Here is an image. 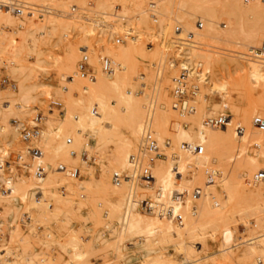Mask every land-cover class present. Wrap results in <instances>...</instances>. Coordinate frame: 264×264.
Returning a JSON list of instances; mask_svg holds the SVG:
<instances>
[{"label": "bare ground", "instance_id": "6f19581e", "mask_svg": "<svg viewBox=\"0 0 264 264\" xmlns=\"http://www.w3.org/2000/svg\"><path fill=\"white\" fill-rule=\"evenodd\" d=\"M29 1L49 4V0ZM166 1L159 3V0H157L158 9H165L166 7L162 17H168V24L162 29H156L151 25H145L140 22L138 18L143 17L140 14L137 15L138 18L126 16L129 21L127 23L123 21L125 15L122 12H125V7L128 3L133 4L135 8H142L141 5L146 0H97L95 4H89L87 0H79L78 4L81 10L68 15L63 13L65 14L63 16H70L69 22L61 20V17L54 15L56 12L39 18L30 14L16 16L0 10V64L4 66V75L10 80H15L9 86H0V99L3 100V102L0 101V119L4 120L0 123V143L2 139H6L8 143L18 141L21 144L20 132L17 129L18 124L7 122V120L13 117L19 121L27 111L36 110L41 105L45 109V130H41L40 140L36 143L43 148L44 160L48 163V171L43 177H34L28 183L21 177L18 178V180L20 179L19 185L18 183L15 185L10 183V180L8 181L9 176H7L8 173L6 175L5 164L0 162V181H8L9 187L7 190H16L21 195V201H30L29 203L32 207L28 204L29 208L37 206L36 209H38L40 216L47 217L51 215L47 214V212L44 215L45 210L48 211L49 208V210L54 212L55 209H58L50 208L48 199L51 196L56 198L55 196L59 195L56 189L60 190L58 186L63 185L64 188L69 190V195H73L72 197L69 196V201H67L69 213L63 210L65 212L63 220H70V216L76 211L86 210V206L93 203L97 197L104 196L107 205V213L105 214L107 221L105 224L108 228L105 237L116 251H121L123 245L122 232H125L127 233L126 238L138 239L142 237L143 247L150 255L149 259H147V264H176L174 257L167 250L170 244L173 249H184L186 251L185 260L188 261L187 264H196L202 259L198 258L199 256L196 257L198 247L194 240L196 237L195 233L203 230L202 226L204 224L202 221L205 219L206 212L213 202V194L218 189L215 182L217 180H214L213 177V179H210L208 176V179L205 180L202 166L208 163L209 158L212 157V162L214 164L217 163V177H220L217 182L221 184V188L224 187L223 189L228 190L232 197L241 196L239 190L243 193L245 190L243 191L244 186H242L240 181H237V177L233 173V165H238L233 160L235 156L232 154L225 160L222 157L223 155H221V150L224 147H242L243 149V147L247 146L251 135H255L258 138V144L263 142L264 146V129L255 128L251 123L252 116L254 114L264 115V110L254 109L250 118L244 106L241 105L242 102L233 101L231 93H225L221 101H214L205 89H201L202 104L199 110L196 111L195 104V109L189 112L188 123L183 124L176 119L180 116L179 111L171 106L172 93L170 86L162 87L157 97L153 94L147 105L149 91H144L145 93L142 94L139 87L141 85L147 87L146 83L148 81L145 80L142 83L139 81L141 80L140 78L146 79V75L141 74V77L139 76L140 73H138L135 61L139 57H152V59H155L159 54L164 55L170 51L177 53L182 48L186 54L185 59L182 61L183 64H180L181 66L189 67V79L200 84L203 80L208 81L211 77H216L218 66L220 67L224 64V57H221V54H223L222 49L224 48L221 49V44L226 43V46L228 44L230 47L234 45L237 47L236 52L233 51L235 53L227 55L238 61L239 69L237 72L240 70L246 76L244 78L239 75L237 79L231 77L228 81L231 85V91L238 92L240 97L244 98L249 82L258 81L262 85V90L255 98L254 103L257 106H264V56L251 57L245 54V51L253 46L251 43L252 34L255 31V21L253 19L248 20L250 26L247 27L245 22L238 23L234 14L232 17H228V24L224 26H229L228 29H224L223 26L219 25L220 15L217 12V6L224 0ZM231 1L241 2L244 6L243 13L248 14V18H252L255 15H264V0H250L248 4H245L244 0ZM118 2L122 4L123 9L118 8L115 13L113 6ZM145 4L143 6H146ZM142 11L140 13L144 14V10ZM172 16L181 20L184 28H190L195 31L193 41L179 42L178 39L183 36V31H175ZM194 17L203 21L202 28H195ZM55 27H63L65 31L73 30L77 32L81 35L82 41V45L80 44L79 46L75 43H69L67 48H65L64 56L60 63L52 67L55 71L54 77L59 79L60 82L64 83L69 80L68 85H64V93L58 95L57 99L51 95L48 89L41 87L39 72L48 71V66H50L51 62L44 58L42 52L37 50L38 42L42 36L46 33L53 35ZM128 27H131L134 35L129 39L126 38L129 41L123 40L122 42H125L121 45L109 44V38H103L111 37L118 30ZM17 35L20 38H17ZM145 37L152 39L158 37V40L162 43V50L155 48L154 51H151L141 45V40ZM83 45H88L90 65L94 70V78L91 80L78 76L79 54ZM101 45L102 47H100ZM103 53L110 56L114 63V70L111 73L103 72L100 67L99 54ZM156 60L158 62V57ZM155 69L156 79L159 81L162 79L164 60L156 64ZM1 79L0 73V81ZM156 79L155 82H157ZM49 98H51L50 101L61 103V108L58 111L59 116L56 115L57 112L53 111L54 108L50 110V105L46 102ZM115 103L119 104L120 107L116 108L114 106ZM223 105H226V108L232 111V114L229 115L230 118H227L225 124L215 127L204 126L202 118L207 114H216L206 109L213 108L221 112L226 110ZM96 109L98 112L95 111ZM204 111L205 113L203 114ZM148 113L152 116V130L162 145L164 144L163 139L166 136H170L179 143L183 140L201 142L204 144L205 150L201 154L179 152L170 156L169 161L161 160L166 155L155 158L151 164L154 175L152 183H136L132 185L122 182L116 185L111 180V173L114 169L124 168L127 165V156L137 149L143 123ZM181 116L186 117L182 113ZM228 119L229 122H227ZM103 120L107 121V126L103 125ZM237 123L245 128L242 134L236 133L234 129ZM67 135L71 137V144L64 141V136ZM88 139H92L91 146ZM85 147H88L91 159L93 158L97 161L100 166L99 178H87V174H91V172L86 169L81 154ZM9 154L10 149L6 151L4 158L9 156ZM262 157L264 158V151ZM8 161L9 168L7 170H11L10 167H15L12 165L17 167L24 166H18L13 159ZM53 163H63L67 166L79 165L80 171H82V175L85 178H82L83 180L76 178L80 175V171L79 175L75 176V179L73 176L68 175L66 171L56 169V167L51 168L50 165ZM240 164H242L241 161ZM248 164L255 165V160L250 159ZM191 166L195 168V170L193 169L195 174L194 182L203 188L205 193L200 196L202 193L200 192L196 197L200 205H195V212L189 211V202L185 205L184 220L181 224L159 215L155 208L146 209V213L137 209L141 207L139 200L146 197L156 200L166 199L174 204L172 201L174 190H183L182 188L191 181L185 179L186 177L184 176L186 169ZM238 166L237 168L242 167ZM213 169L214 167H210L208 170L215 174ZM255 181L264 185L258 180ZM35 182L41 186L38 196L34 194L35 192H32L33 187L38 186H33ZM238 182L241 183V186ZM260 189L264 190V187L262 186ZM64 194H60L57 198L62 200L60 196ZM129 195H131L130 199ZM239 196L236 198H239ZM63 197H66V195ZM239 199V203H241V199L246 198L240 197ZM147 200L152 206L156 204L153 200ZM64 203H66V200ZM163 203L166 202L164 201ZM175 207L177 206L175 205ZM58 210L62 211L61 209ZM258 215H261V213L258 212ZM257 220V224H260V229L258 231L257 229L256 231L252 229L255 232L252 231L253 233L251 234L253 236L243 241L245 244L243 245L244 248L237 251L238 253H231L237 254V257L241 260H255L254 264H261V260L264 259V219L260 220L257 218ZM41 221L43 222L44 220L42 219ZM1 224L2 221L0 220V226ZM110 233L111 236H109ZM12 237L11 239H13ZM112 237H115L114 241L111 240ZM225 237L233 241L231 244L235 243L237 230L232 229L226 232ZM189 239H192L189 246L182 248L181 243ZM236 245L238 246L239 244ZM8 246L5 240H2L0 258L7 253L9 255L12 254L13 248L11 247V250ZM231 249L230 246L223 248L222 251L227 252L229 250L230 253ZM19 255L20 252L17 256ZM227 256H223V258H227ZM28 261L33 264L31 258H28ZM216 261H219V259ZM71 262L73 263V261ZM230 262L229 260V264ZM16 263L20 264L18 261Z\"/></svg>", "mask_w": 264, "mask_h": 264}, {"label": "rangeland", "instance_id": "374dc122", "mask_svg": "<svg viewBox=\"0 0 264 264\" xmlns=\"http://www.w3.org/2000/svg\"><path fill=\"white\" fill-rule=\"evenodd\" d=\"M165 1L166 0H159V3H164ZM72 2H76L78 4L79 0H49L50 5H53L57 9L61 10V12H56L54 15L61 17L62 18L61 20H66L67 22H69L68 19L70 16H63L65 15L63 13L65 10L68 9V7L71 5ZM96 2L97 0H92V4H95ZM249 2L250 0H244L245 4H248ZM145 3H147V0ZM117 5L119 9H123L121 3L118 2ZM143 5H141L142 8L140 7L135 8L133 4L128 3L127 6L125 7L126 8L125 12H122L125 15V18L123 19V21L125 23L129 21L128 20L129 18L126 16H130V17L132 16L134 18H138L137 15L140 14L143 17L138 18V20L145 25H151L155 27L156 29H162L165 26H167L168 17H164V16L162 17L163 13H165L166 7L165 9H159L160 18L154 21L153 19L150 18L148 12L146 11V6H143ZM140 9L144 10L145 13L144 14L140 13L142 11ZM243 11H244V6L241 2H234L231 0L222 1L217 6V12L220 15L219 25L223 26L224 29L225 28L228 29L229 26L227 27H224V26L228 24V17H232L234 14L236 15V20H238V23L245 22V25L247 27L250 26V24H248V20L253 19L255 21V24H254L255 31L252 34L251 43L253 45H259L264 39V15H255L252 18H248L247 16L248 14H246L245 12L243 13ZM30 15L33 17H38L35 14H30ZM196 18L197 17H194V21L196 20ZM221 22H224V24ZM124 29L118 30V32L116 33L122 32ZM53 30H54L53 35L46 33L42 36V38L38 42L37 50L39 52H42L44 58L48 59L51 62L50 66H48V71L39 72L41 87L44 89H48L51 95H53V97L57 99L56 97L58 95L64 93L63 92L64 85H68L69 80L65 81L64 83L60 82L59 79L54 77L55 71L53 70L52 67L60 63L62 57L64 56L65 48H67V45H69V43H75L76 45L79 46L80 44L82 45V41H81V35L73 30L65 31L63 27H55V29ZM17 38H20L19 35H17ZM103 38L104 39L109 38L108 43L112 45H121L125 41H129L128 40L129 38H128L124 42L115 43L112 41V35L111 37L107 36ZM149 39L152 40L151 45L146 44L147 40ZM141 41H142L141 45H143L144 47H146L147 49L151 51H154L155 48H159V50H162V47H161L162 43L160 40H158V37L153 38V39L150 37H145ZM232 47H230V45L228 44L226 46V43L221 44V49L224 48L222 49L223 54H221L222 55L221 57H224V64L220 67L218 66L217 68L218 73L216 77H213V78L211 77L208 81L203 80V82L199 84L200 88L195 97L196 111L199 110L202 104L201 96H200L202 93L201 89H205L214 101H221L225 93L226 94L231 93V98L234 99L233 101L240 102V103L242 102L241 105L244 106L247 114L251 118V114L254 109L257 108V109L264 110V106H261V105L257 106L254 103L255 98L259 95V93L262 90V85H260L258 81L249 82V85L246 88L247 90L244 95V98L240 97V94L238 92L231 91V85L228 82L231 79V77L237 79L239 75L243 76L244 78L246 76L245 73L241 72L240 70L239 72H237L239 69L238 61L233 60L231 56L227 55V54H233L236 52L237 47L234 45ZM224 52H227V53H224ZM163 53H166V52H163ZM185 54L186 53L181 48L179 52L177 53H174V51H170L164 55L159 54L160 56L159 55L157 56L158 62L156 60L157 57L155 59H152V57H148V58L139 57L135 61L137 64L138 73H140L139 76L141 77V74L146 75L145 76L146 79L140 78L142 81L141 80L139 81L141 83L145 82V80L148 81L146 83L147 87H144V85H141L139 87V90L142 94H144L146 91L151 92V93L148 92L149 96L147 99V105L150 102L151 96L155 94L157 97L158 96L157 94H159V90H161L162 87L165 88L166 86H170V89L172 88V77L176 74V72L181 67L180 63L183 64L182 61L183 59H185ZM161 60H164V69H163V73L161 77L162 79L159 80L162 82H159L156 79L155 65L158 64ZM90 61L91 60L89 56V63ZM171 62L172 64L170 65ZM4 70H5L4 66L0 64V73H1L2 79L5 76ZM78 76L81 78L79 73H78ZM2 79L0 81V86L1 85L9 86L13 82H15V80L9 79V80L2 81ZM155 79L157 80V82H155ZM50 100L51 98H49L46 101L49 105H51ZM0 101L3 102V100L1 99ZM113 101L116 102L115 99H113ZM114 106H116V108L120 107V105L117 103H115ZM53 108H54L53 111L57 112L56 115L59 116L58 114L59 110L56 108V106H54ZM206 110H211L215 112L216 114L220 113V111H216L213 108H207ZM38 111H41L44 115L41 121V124L43 127L42 130H45L44 129L45 128L44 127L45 109L41 105H39V107H37L36 110L27 111V113L24 115L22 119L18 121V123H14L12 121V119H14L13 117H10L7 120V122H11L16 125L18 124L19 126L17 125V129H19L20 124L22 122L32 123L33 122L32 118ZM95 111H97V109ZM226 111L228 112V115L232 114V111L229 108H226ZM204 113L205 111L203 112V114ZM182 114L186 115V117L181 116V113H180L179 118H176V119L178 121H181V123L183 124H187L189 121L188 117L190 116V113H182ZM176 119H173V120H176ZM3 121L4 120L1 118L0 123H2ZM106 122H107L106 120H103L104 126H107ZM227 122H229V119ZM217 128H214V129H217ZM39 140H40V137L35 140V143ZM88 142L90 143V146H91L92 139H88ZM178 146H179V142L174 141L172 139L170 146L166 147L165 149L166 157L161 158V160L169 161L170 156L175 155L179 152H185L183 150H180ZM0 147H1L0 148V162L4 163L5 160L7 161L10 159L14 160L15 153L19 149L22 148V143L20 144V142L18 143V141L17 142L13 141L12 143H8L6 139H2L0 143ZM9 149H10L9 156L4 158V154ZM83 149L84 150L81 154L84 159L86 169L89 172H91V174H87V178L89 179L99 178L100 177V166L98 162L95 161L93 158L91 159L90 157L91 154L89 153L88 147H85ZM243 149L242 147H224V149L221 150L222 151L221 155H223L222 157H224L225 160L228 158V156L233 154L235 156L234 157L235 159H233L234 162H236L239 166H242L240 168H237L238 165L235 166L236 164L233 163L234 164L233 173L236 175L237 181H240L242 183V186H244L243 191L245 190L244 191L245 194L243 192H240L241 190H239V193H241L240 194L241 196L238 195L239 198L240 197L246 198V199H241L242 200L241 203H239L240 199L236 198L238 196L232 197L229 194L228 190L223 189L224 187L221 188L222 187L221 184L217 182L220 180V177H217L218 176L217 167H216L217 163L214 164L212 162V157L209 158L208 163L202 166V170L204 172L203 175H205L204 176L205 180L208 179V175H206L205 170L209 169L210 167H214L213 170L215 171V174L211 173V176L214 178V180H217L215 182L217 183L216 185L218 189L215 192L216 195L213 194L214 195V198H212L213 202L211 203V206H209L206 212L205 219H203L202 221V223L204 224L202 226L203 230L197 231L195 233L196 237L194 240L198 247V249L196 250V257L199 256L198 258L202 259L196 264L198 263L199 264H212L213 262H214L213 264H229V260L231 262L233 261L232 262L233 264H254L255 263V260H241L237 257V254L235 255L231 253V252L238 253L237 251H240L242 248H244L243 245L245 244L243 243V241L251 238L253 236L251 233L255 232L256 229L257 231L260 229L259 227L260 224H257L258 222L257 218L260 220L264 219V190L260 189V187L262 186L264 187V185L258 184L255 181V179H253L254 172L257 169L264 167L263 166L264 158L262 157V154L264 151L263 142L262 143L260 142V144H258V138L255 135H251L250 138L248 139L247 146L243 147ZM84 151L87 153L86 157L83 155ZM250 159L255 160V165L248 164V161H250ZM240 161L242 164H240ZM46 164L48 166L47 162ZM56 165L57 163H53L50 165V167L54 168ZM12 166H15V167H10L12 171L7 170L9 168V164H7V167L4 168L6 169V175L8 173L7 176H9L8 181L10 180V183H13L15 185H17L18 183L19 185L20 179L18 180V178L22 177L24 181L26 180L25 181L26 183L31 181L30 179L34 178V175L31 172L32 168L29 165H24L23 167H17L16 165H12ZM74 166H77L79 168V171L81 170L79 165H74ZM14 168L16 170L15 173H14ZM193 169L195 170L193 166L189 167V169H186V172L184 173V176L186 177L185 179L191 180V181L189 180H186V181H189L192 183L188 182L187 186L182 188L183 190L181 191L187 190L188 192H190L191 189H193L194 187L196 186L200 187L196 182H194L195 174L193 172L194 171ZM47 171H48V168H47ZM82 174H83L82 171H80V175L78 176L79 178L78 177L76 178L83 180L85 177ZM73 178H75V176H73ZM8 181L4 182L7 185V187H9ZM0 182H3V181H0ZM240 182H238L239 185L241 184ZM35 185H38L39 187L38 186L33 187L32 192L33 193L35 192L34 194L38 196L39 193H37L36 190H38L39 192L41 186L40 184H36V182L33 186ZM58 187L60 188V186ZM56 190L58 191L59 195L64 194L66 192V194H64L66 195V197H63L64 195L60 196L62 197V200H59L57 198L59 197V195H56L55 197L58 199L57 200L56 198H54V196H51V198L48 199L50 202L49 207L58 208V209H61L62 211L55 209L58 211L54 210L53 212L49 210L48 208V211L46 210L44 211V215H46L45 214L46 212L47 214L51 215L48 217L40 216V214L38 213V209H36L37 206H35V208H29V205L31 206V204L29 203L30 201L29 200L21 201L22 200V198L20 197L21 195L18 192H16V190L9 189L6 192L0 191L1 192L0 193V220L2 221V224L0 226V244L2 243V240H5V243L7 244V246L9 245L8 248L11 250L13 248L12 251L14 252V253L11 252L14 257L12 256V254L9 255L8 253L5 254L3 257H1L0 264H17L16 263L17 261L20 262V264H31L28 261V258H31L33 260L32 262L33 264H147V259H149L150 255L148 251H146L145 248L143 247L142 237L138 239H130V238H126L127 233L122 232L123 233L122 234V240H123L122 244L123 245H122L121 251L119 252L116 251L115 248L112 247L109 244V242L106 240L105 236H106V233L108 232L107 225L105 224V222L107 221V218L105 217V214L107 213V205H106L104 196L97 197L93 203L86 206V210L79 211V212L76 211L72 216H70V220H66V219L63 220L64 218L63 214H65L64 211L69 213V208H68L69 204L67 201H69V196L72 197L73 195H69V190L66 188H64L63 191L61 189L60 190L56 189ZM203 190L204 189L201 188L202 193L200 194V196H203V194L205 193ZM79 191L81 192V190ZM242 195L244 196L246 195V197ZM145 199L153 200L155 202L165 201L167 204L170 203L166 199L156 200L150 197H146ZM65 200H66V203H64ZM187 203L185 205H187ZM194 203L195 205H200L199 201L196 198L194 200ZM185 205H183L182 208L185 209ZM137 209L143 210L144 213L147 212L146 208L144 207H139ZM50 211L53 213L51 214ZM258 212H260L261 215H258ZM77 215H79L80 217ZM42 217H45L47 219L45 220V218H42ZM3 218H6V219H3ZM32 218L34 219L32 220ZM42 219L44 220L43 222L41 221ZM68 219H69V216H68ZM232 229L237 230V237H236L237 240L235 241V243L231 244V242L233 241L231 239H227V237H225V233L229 232ZM252 229L255 231H253ZM109 236H111V233L109 234ZM11 237L15 240L11 239ZM111 240L114 241L115 237H112ZM191 242H192V239L182 242L181 243L182 248L189 246ZM236 244H239V245L237 246ZM225 246L226 247L231 246L232 249L230 250V253H229V250L227 251L228 253L226 251L225 252L222 251L223 248H226ZM167 250L174 257L176 264H187L188 261L185 260L186 251L184 249L182 250L173 249V247H171V244H170ZM19 252H20V255H19L20 257L17 256ZM224 254H227V255L230 254L231 256L230 255L229 256L231 257L232 260L229 259L230 258L229 256L224 255ZM80 255H82V257H80ZM223 256L224 257L227 256V258H223ZM232 256L233 257L236 256L234 257L236 258L235 261ZM218 259L220 262L219 261L215 262V260H218ZM71 261H73V263ZM231 262L230 264H232ZM261 264H264V259L261 260Z\"/></svg>", "mask_w": 264, "mask_h": 264}, {"label": "built area", "instance_id": "2783aa9c", "mask_svg": "<svg viewBox=\"0 0 264 264\" xmlns=\"http://www.w3.org/2000/svg\"><path fill=\"white\" fill-rule=\"evenodd\" d=\"M89 4H92V0H88ZM0 10L9 12L16 16H22L24 14H35L36 16L43 17L44 15L61 12L55 6L47 3L32 2L29 0H0ZM81 10V7L76 3L72 2L64 13L72 14ZM113 11L116 13L118 11V5L113 6ZM146 11L148 12L151 19L156 21L159 19L160 11L157 6V0H147ZM174 22V29L176 32L183 31V36L179 37V42H189L193 41L195 31L190 28H184L182 21L172 16ZM224 24V22H221ZM194 26L197 29L202 28L203 21L200 18H196L194 21ZM134 34L131 27L124 29L122 32L114 33L112 35V41L115 43L122 42L126 38L132 37ZM146 44H152V40H147ZM102 47V45L100 46ZM81 51L79 54L78 61V73L81 77L87 78L89 80L94 78V70L89 63V50L88 45L81 46ZM251 57H263L264 56V39L259 45H253L247 49L245 52ZM99 63L103 72L111 73L114 70V63L110 56L107 54H99ZM189 67L181 66L176 74L172 77V101L171 106L179 111L180 113H189L195 109V96L200 88L199 83L196 81H191L189 79ZM9 80L6 75L3 77L2 81ZM50 110L54 106L59 110L61 108V103L50 101ZM226 109V105H223ZM44 115L41 111L36 112L33 116L32 123L22 122L19 127L20 138L22 142V148L15 153L14 161L18 166L29 165L32 170V174L36 178L43 177L47 172V164L44 160L43 148L35 143L41 135L42 124L41 121ZM229 117L226 110L221 111L218 114H207L202 118V123L204 126H220L225 124L227 118ZM14 123L18 122L16 119H12ZM251 123L258 129H264V116L260 114H254L251 118ZM236 133L242 134L245 130L244 126L237 123L234 127ZM172 138L166 136L163 139L164 144L162 145L158 140V137L152 130V116L148 113L143 123V128L141 131L138 147L135 151L131 152L127 156V165L124 168L114 169L111 173V180L114 184L118 185L122 182H127L128 184L136 183H152L154 180V175L152 172V161L155 158L164 157L166 155L165 149L171 144ZM64 141L66 143L71 142L70 136H65ZM181 150L187 153L201 154L205 150V146L201 142L192 141H181L178 146ZM85 157L87 153L84 151ZM9 161L5 160L4 164L7 167ZM56 169L66 171L70 176H78L79 168L77 166H67L63 163H58ZM206 175L210 179H213L211 172L206 169ZM253 179L264 183V167L257 169L253 174ZM8 187L4 182H0V191H7ZM63 191L64 186H60ZM38 193V190H36ZM201 187H194L190 192L187 190L177 191L174 190L172 203L156 202L153 206L147 199L139 200L141 207L146 209L155 208L157 213L161 216L171 219L175 223L181 224L184 220V208L187 202H189V211L195 212V198L200 194ZM131 195H129L130 199ZM175 205L177 207H175Z\"/></svg>", "mask_w": 264, "mask_h": 264}]
</instances>
